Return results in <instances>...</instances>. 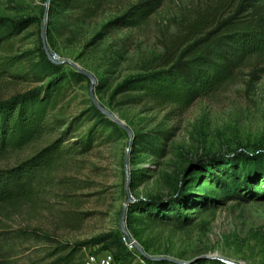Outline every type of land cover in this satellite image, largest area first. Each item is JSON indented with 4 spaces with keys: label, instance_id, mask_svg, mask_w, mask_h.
Returning a JSON list of instances; mask_svg holds the SVG:
<instances>
[{
    "label": "rangeland",
    "instance_id": "rangeland-1",
    "mask_svg": "<svg viewBox=\"0 0 264 264\" xmlns=\"http://www.w3.org/2000/svg\"><path fill=\"white\" fill-rule=\"evenodd\" d=\"M142 1L116 0L84 19L60 0H0V20L17 33L11 57L25 76L0 77V99L52 78L41 64L43 31L47 56H59L55 64L66 76L75 64L92 77L73 80L63 104L66 123L85 116L68 143L103 120L90 95L129 130L119 125L108 141L98 139L88 153L58 162L38 202L8 212L3 226L47 233L70 246L126 235L151 260L212 264L211 257H218L264 264V66L240 69L187 108L132 100L134 94L118 89L131 77L160 70L171 46L175 51L197 24L225 17L234 0H162L140 25L108 27ZM59 133L12 153L5 164L32 155ZM15 246L16 255L5 251L0 262L33 264L45 251L33 240ZM93 246L101 247L86 245L81 253Z\"/></svg>",
    "mask_w": 264,
    "mask_h": 264
},
{
    "label": "trees",
    "instance_id": "trees-1",
    "mask_svg": "<svg viewBox=\"0 0 264 264\" xmlns=\"http://www.w3.org/2000/svg\"><path fill=\"white\" fill-rule=\"evenodd\" d=\"M115 1L60 0V3L87 19L97 16ZM161 1H142L111 20L108 27L138 26ZM16 35L15 28L8 29L0 20V77L25 78L22 68H16L18 58L11 57ZM172 49L173 46L161 59L160 70L125 80L118 87L119 91L134 94L132 100L146 99L158 106L187 108L231 82L240 69L254 63L264 66V0H234L232 10L225 17L210 25L197 24L184 35L176 50ZM40 57L44 68L52 71L47 84L0 99V254L10 251V256H15L16 242L23 244L33 240L45 247L43 256L33 264H84L83 246L99 244L124 264H131L135 255L126 249L121 237L106 235L70 246L59 243L47 233L23 229L6 231L3 226L1 217H6L8 212H17L24 204L33 206L38 202L50 186L48 174L53 166L71 154L88 153L93 142L108 141L119 127L116 122L104 118L93 104L94 112L103 120L68 143L84 124L85 116L73 117L66 123L63 104L73 89L72 81L86 75L75 70L72 76H66L64 68L51 61L45 50L40 52ZM57 131L60 132L57 137L32 155L12 165L5 164L12 153L35 145ZM110 248H117V251ZM143 259L145 264H177L145 256ZM4 262L0 264H6ZM211 263L226 264L218 259H212Z\"/></svg>",
    "mask_w": 264,
    "mask_h": 264
},
{
    "label": "built area",
    "instance_id": "built-area-1",
    "mask_svg": "<svg viewBox=\"0 0 264 264\" xmlns=\"http://www.w3.org/2000/svg\"><path fill=\"white\" fill-rule=\"evenodd\" d=\"M50 60L53 62L59 61V56L56 53H52ZM121 241L126 247V249L135 255L134 260L131 264H145L143 255L137 248L136 242L126 235L121 236ZM135 259L137 261H135ZM84 264H124L122 261L118 260L116 256L108 249H102L99 246H93L88 250L84 251Z\"/></svg>",
    "mask_w": 264,
    "mask_h": 264
},
{
    "label": "water",
    "instance_id": "water-1",
    "mask_svg": "<svg viewBox=\"0 0 264 264\" xmlns=\"http://www.w3.org/2000/svg\"><path fill=\"white\" fill-rule=\"evenodd\" d=\"M44 32L42 31V34H41V38H42V43H43V47L45 49V52H46V48H45V44H44ZM50 58V57H49ZM55 63V62H54ZM74 70H76L78 73H81V74H84L86 75L87 77L89 78H92L91 75L87 72H85L84 70L80 69L79 67H77L75 64H70ZM90 99L91 101L93 102V104L102 112V113H105L112 121L116 122L118 125H120L124 130H126L127 132H129L128 128L122 124L121 122H119L116 118H114L110 113L104 111L97 103L96 101L92 98V96L90 95ZM121 228L123 229V226H122V222H121ZM165 260H169V261H173V262H176L178 264H185V262H182V261H175V260H172V259H168V258H163ZM211 259H218L226 264H235L233 262H230V261H227V260H224V259H221V258H218V257H211Z\"/></svg>",
    "mask_w": 264,
    "mask_h": 264
}]
</instances>
